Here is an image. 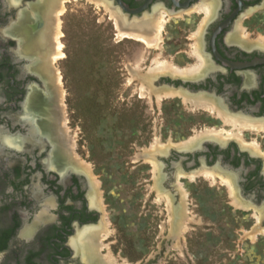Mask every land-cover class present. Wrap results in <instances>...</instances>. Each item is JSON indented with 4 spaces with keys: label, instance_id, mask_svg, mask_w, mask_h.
<instances>
[{
    "label": "rangeland",
    "instance_id": "1",
    "mask_svg": "<svg viewBox=\"0 0 264 264\" xmlns=\"http://www.w3.org/2000/svg\"><path fill=\"white\" fill-rule=\"evenodd\" d=\"M103 2L65 0L59 14L62 53L53 63L42 57L55 90L63 134L58 133L59 142L68 158L88 173L102 210V230L110 231L102 239V256L112 254L119 264H264V229H255L260 212L242 208L246 205L231 195L222 174L213 178L202 173L203 167L190 176L178 166L177 183L187 195L182 199L179 188L175 202L170 190L157 186L161 164L157 160L156 170L147 156L158 151L157 143L165 149L213 128L238 132L224 139L254 144L264 156V131L233 128L216 108L192 102L193 96L184 101L179 93L186 88L167 89L171 84L160 82L161 77L154 85L149 82L147 71L157 63H194L189 50L196 55L195 45L185 44L193 40L175 37L181 18L171 15L167 21L164 13L160 40L146 43L140 26L157 22L162 14L157 20L127 21ZM260 33L264 45V22ZM198 58L194 66L201 64ZM51 71L61 74L60 87ZM160 91L179 95L159 97ZM164 194L180 205L174 221Z\"/></svg>",
    "mask_w": 264,
    "mask_h": 264
},
{
    "label": "flooded vegetation",
    "instance_id": "2",
    "mask_svg": "<svg viewBox=\"0 0 264 264\" xmlns=\"http://www.w3.org/2000/svg\"><path fill=\"white\" fill-rule=\"evenodd\" d=\"M51 1L0 0V264H86L85 245L90 239L99 240L97 232L103 233L102 210L92 181L59 142L52 119L58 112L55 90L42 68L41 53L29 50L33 38L46 30ZM104 1L127 21L156 20L164 13L167 19L181 18L175 37L193 40L187 45L197 43L206 65L198 75L166 72L159 81L175 90L186 88L189 91H181L189 96L211 98L233 117L264 120V45L260 40L264 0ZM202 4H211L208 17L199 8ZM189 55L194 63L181 67L199 62L192 48ZM210 139L216 141L201 145L200 140L182 147L190 148L184 152L169 150L176 144L153 152L157 155L153 159L161 164L157 186L170 190L176 202L178 166L190 176L203 167V174L209 170L217 176L218 172L221 180L233 182L237 197L246 205L242 208L260 212L255 229H264L261 150L237 138Z\"/></svg>",
    "mask_w": 264,
    "mask_h": 264
},
{
    "label": "bare ground",
    "instance_id": "3",
    "mask_svg": "<svg viewBox=\"0 0 264 264\" xmlns=\"http://www.w3.org/2000/svg\"><path fill=\"white\" fill-rule=\"evenodd\" d=\"M99 1V0H97ZM64 2L65 0H52L51 1V7L49 8L48 10V14H47V22H46V30L44 31H41L38 35H36L31 44H30V47H29V50H34V49H37L40 53H41V56L43 57H46L47 61H49L50 63H53L60 55V53H62L60 50V43H59V39H58V36L61 34V32H59V14L60 12L62 11L63 12V9H64ZM105 6H107L105 4ZM198 8V6H197ZM200 10L203 9L204 12H205V15L208 17L210 15V13L212 12V7H211V4L210 5H203L201 7H199ZM34 14V13H33ZM160 17V15H159ZM206 18V17H205ZM204 18V19H205ZM146 19H144L145 21ZM149 20V19H147ZM157 20V19H156ZM164 20V15L162 14L161 18H159V20L155 23H153V20L152 21H148L146 22L145 25L143 26H140V29L141 31L143 32V35H141V39L144 40V42L146 41L147 42H156L157 40H160V36H161V33H162V29H163V24L162 21ZM167 20V19H166ZM139 23H142V22H139ZM138 23V25H139ZM134 25V24H133ZM137 27V26H136ZM135 28V27H134ZM137 30V29H135ZM245 30V29H244ZM243 31V29L241 30ZM29 32V31H28ZM134 32V31H133ZM137 32V31H136ZM60 33V34H59ZM197 33V32H196ZM140 34V33H139ZM243 34V32L241 33ZM140 36V35H139ZM138 36V37H139ZM194 36V34H193ZM139 39V38H138ZM197 39V38H196ZM197 44V43H196ZM195 44V48L194 50H196V53L199 55L196 54V57H201L202 59V62L201 64L197 65V66H193V67H184V68H181L179 66H177L176 64L172 63V62H160V63H157L156 65L152 66L149 68V70L147 71V78L149 80V82H151L153 85V81L160 76L161 73H166V72H170L172 73L173 75H183V76H189V75H198L199 72H202V70H204V67L206 65V61L204 60V58L202 57V55L198 52L197 50V46ZM36 46V48H35ZM194 47V46H193ZM199 49V48H198ZM201 52V51H200ZM194 53V52H193ZM63 55V54H62ZM195 55V54H194ZM205 57V56H204ZM200 59V58H198ZM200 62V61H199ZM43 64V69L45 72H47L48 74H50L49 72V69L47 68L46 69V65ZM46 69V70H45ZM56 70V69H55ZM52 72V77L55 78V81L57 82V84L59 85V87L61 86L62 84V77H61V74L57 73L56 74V71H55V74ZM58 72V71H57ZM141 74V73H140ZM156 77V78H155ZM192 77V76H191ZM148 82V83H149ZM143 84V83H142ZM151 84V85H152ZM150 85V86H151ZM144 86V85H143ZM167 89H169L170 87H165ZM172 90H175V88H171ZM62 94L64 93V91L61 92ZM176 91L175 93L174 92H161L158 93L157 96L161 97L163 94H165V96H169V95H176ZM179 93V92H178ZM177 93V94H178ZM180 95H183L184 96V101L185 100H189L190 99V96H186L185 94H183V92H180L179 93ZM178 94V95H179ZM195 96V95H194ZM192 97V96H191ZM194 99H192L191 101L194 102V103H199V105H208V106H212L213 109L216 108V110H218V113H219V116L222 118V121L225 122V124L227 125H233L234 127L233 128H239V129H244V128H249L251 129L253 132H259V131H264V120L263 121H259V122H254L252 120H246V119H241V118H238V117H233L229 114H227L226 110L222 109V108H218L219 106L215 103V101L211 100V99H207L206 97L204 96H196V97H193ZM196 98V99H195ZM191 103V102H190ZM218 106V107H217ZM52 119L55 123V130L57 131L56 133H60L61 134V131L59 130V113L58 112H55L52 116ZM229 123V124H228ZM228 133V135L226 134ZM238 133V132H237ZM236 132H225L224 129H217V128H213V129H208L204 132H202L199 136H192V138H188L186 140L188 141H185V142H181V143H176V146L182 148V147H189L191 145H194L196 143H198L203 137L206 138H222L224 139V135L227 136V137H235L234 135H239V133L237 134ZM62 136V134H61ZM241 136V135H240ZM237 137V136H236ZM240 138V137H239ZM242 138V137H241ZM244 142V140L242 141ZM241 142V143H242ZM162 145L161 143H157L156 144V148L155 149L156 151H160V150H163L162 147L160 146ZM164 145V144H163ZM246 145V144H245ZM248 145V144H247ZM253 147L255 146L254 144H252ZM259 146V145H257ZM256 147V146H255ZM249 148V147H248ZM257 148V147H256ZM167 149V148H166ZM255 151V150H254ZM164 152V151H163ZM256 152V151H255ZM258 152V151H257ZM154 154V153H153ZM151 154L150 155V159L154 165V168L156 170H158V164L157 162L155 161V159H153L155 157V155ZM82 162V161H81ZM82 164L88 168L89 170L91 169V166L89 164H87L86 162H82ZM70 165V164H69ZM72 166V165H71ZM76 168V167H74ZM205 173L207 174H210L212 175H215V172L214 171H206ZM194 177V176H192ZM223 181H225L228 185V188L230 190V193L233 197H235V191H234V184H232L233 182L223 178L222 179ZM179 188L181 190V194H182V199H186V195H187V191L186 189L183 187L182 184H180L179 182ZM179 190V191H180ZM236 190V189H235ZM163 194V193H161ZM169 194V193H168ZM168 194H164V197L166 198L167 200V203H168V208H169V211H170V214H171V217H170V220L172 219L174 221V218L176 216L175 214V208H174V204H173V201L171 199V197L168 195ZM162 196V195H161ZM241 202V201H240ZM239 202V200L237 198H234V203L237 204V205H240V206H244L243 204H241ZM259 214V213H258ZM175 215V216H174ZM256 215V214H255ZM258 216V215H257ZM260 218V217H259ZM109 223V221H108ZM181 225V224H180ZM108 226V225H106ZM106 229V228H105ZM109 229V228H108ZM106 229L104 230L103 233L101 232H97V235L96 236H99L98 234H101L100 235V238H97L99 239L98 241L97 240H92L90 239L89 240V243H87V245H85V241L84 240V244L86 246V248H84V252H85V262L86 264H119L118 261L115 259L114 255L112 254H109V255H103L100 253V250L101 248L104 246L103 245V242H102V239L103 237H106L108 234H109V230ZM174 229V228H173ZM101 231V230H100ZM93 234V233H92ZM96 234V233H95ZM254 238V236H253ZM80 239V238H79ZM79 243L81 244V241H79ZM78 244V243H77ZM77 244L76 247H77ZM80 247V246H78ZM82 248V246H81ZM77 250H80V249H77ZM83 250V249H82ZM110 252V251H109ZM99 255V256H98ZM121 264V263H120ZM124 264V263H123Z\"/></svg>",
    "mask_w": 264,
    "mask_h": 264
},
{
    "label": "water",
    "instance_id": "4",
    "mask_svg": "<svg viewBox=\"0 0 264 264\" xmlns=\"http://www.w3.org/2000/svg\"><path fill=\"white\" fill-rule=\"evenodd\" d=\"M161 76H162V75H161ZM161 76L157 77V78L153 81V83L156 82V81L158 80V78H160ZM168 87H170V88H175L174 86H168ZM210 140H214V141H216L215 139L203 138V139L200 141V142H201V145H202L203 143H205L206 141H210ZM217 141H219V140H217ZM198 144H199V143H198ZM198 144H197V145H198ZM172 148H174V149H176V150L183 151V152H184V151H187V150L190 149V148H180V147L171 146V147H169V150L172 149ZM155 157H157V155H155ZM179 208H180L179 204L176 205L175 212L178 213ZM258 228H259V226H258Z\"/></svg>",
    "mask_w": 264,
    "mask_h": 264
}]
</instances>
